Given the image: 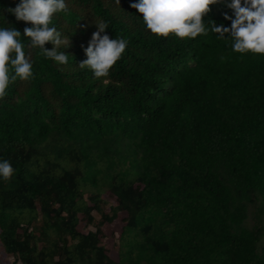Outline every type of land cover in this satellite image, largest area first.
Segmentation results:
<instances>
[{
  "label": "trees",
  "instance_id": "16d2710c",
  "mask_svg": "<svg viewBox=\"0 0 264 264\" xmlns=\"http://www.w3.org/2000/svg\"><path fill=\"white\" fill-rule=\"evenodd\" d=\"M0 0V25L32 22ZM137 0H69V63L34 61L0 98V252L14 264H264V54L209 32H152ZM223 0L205 20L231 26ZM107 23L129 43L110 75L80 63ZM229 35V34H226ZM46 46L54 47L51 42ZM88 193L89 200L85 199ZM108 193L116 204L104 211ZM101 211L96 230L93 209ZM38 220L39 225L33 226ZM105 233L118 232L116 253Z\"/></svg>",
  "mask_w": 264,
  "mask_h": 264
},
{
  "label": "clouds",
  "instance_id": "9594fccd",
  "mask_svg": "<svg viewBox=\"0 0 264 264\" xmlns=\"http://www.w3.org/2000/svg\"><path fill=\"white\" fill-rule=\"evenodd\" d=\"M219 2L221 0H137L133 7L143 13L147 27L156 34L168 36L174 33L179 37L196 38L215 32L221 37H229L237 52L264 54V0H223L235 14L234 17L225 14L232 20L231 26L205 20L211 5ZM70 10L69 0H20L8 9L18 20L32 24L25 27L23 34L15 26L0 25V98L17 78L29 80L34 75V61L26 54L22 35L29 37L31 47L39 48L46 57L62 65L69 63L66 49L71 47L72 38L53 21L58 13ZM96 24L98 30L85 48L87 59L80 66L90 67L97 78H107L125 53L129 41L122 36L111 38L106 31V22L96 21ZM47 42L54 47H47ZM15 171L10 160L0 157V177L10 179Z\"/></svg>",
  "mask_w": 264,
  "mask_h": 264
},
{
  "label": "rangeland",
  "instance_id": "374dc122",
  "mask_svg": "<svg viewBox=\"0 0 264 264\" xmlns=\"http://www.w3.org/2000/svg\"><path fill=\"white\" fill-rule=\"evenodd\" d=\"M102 197L107 202L103 203L101 207L103 208L104 211H109V207L115 205L116 201L114 198H112L106 192L102 193ZM85 199L89 200L87 192L85 193ZM91 214L94 217V222L86 225L85 224L86 221H85V219H83L80 227H82L83 229L96 230L97 222L101 218V211L99 209L95 208L91 211ZM32 224H33V226L36 224L39 225L38 220L33 221ZM103 231H104V236L102 237V241L107 246V252L110 254L112 253L114 255L116 253V249L118 248V243H119L118 235L119 234H118V232H116V233H114V236H109L108 235L109 231L107 233H105V230H103ZM1 255H3V254L0 252V264H14V262H15L14 256H4V258H3Z\"/></svg>",
  "mask_w": 264,
  "mask_h": 264
}]
</instances>
